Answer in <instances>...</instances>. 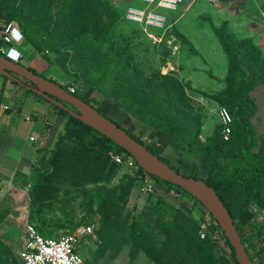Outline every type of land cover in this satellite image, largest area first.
<instances>
[{"label": "rangeland", "instance_id": "1", "mask_svg": "<svg viewBox=\"0 0 264 264\" xmlns=\"http://www.w3.org/2000/svg\"><path fill=\"white\" fill-rule=\"evenodd\" d=\"M263 3L179 0L173 10H159L135 0H4L0 27L12 24L20 31L22 40L15 46L20 50V65L72 89L141 142L152 139L141 140L142 131L131 128L126 120L134 119L166 136L163 148L153 143L146 146L179 173L189 176L197 169L196 177L204 180L212 162L219 167L216 175L221 179L233 169H242L245 161L254 162L251 156L264 139V7L259 6ZM128 7L157 12L164 18L163 27L156 30L126 20ZM25 15L29 19L21 23L11 19ZM219 28L229 54L223 53L216 39ZM102 34L113 54H120L117 66L105 64L104 56H91L87 42ZM234 53L240 56L236 63ZM121 66H125L128 85L115 84ZM148 75L154 79L148 80ZM129 91L133 94L127 99ZM231 96H245L253 104L249 123L254 145L240 159L234 122L229 141L214 144L222 127L219 110L224 108L232 118ZM206 143L213 151L211 159L200 149ZM51 144L27 175L0 183V264H16L14 256L22 246L26 222L46 237L85 226L97 230L95 240L85 239L80 249L87 264H152L141 251L143 240L128 237L132 222L157 242L162 239L158 221L181 224L201 241L198 231L206 210L187 194L157 181L150 195L141 194L130 172L109 161V144L101 139L86 137L77 142L64 134ZM251 194L249 206L238 214L242 213L238 224L244 226V240L264 225V184ZM235 200L241 206L240 191ZM110 206L115 223L108 228L105 219L100 227ZM207 232L204 239L212 248L211 262L233 264L212 218ZM250 243L255 249L260 246L255 237ZM262 259L264 263V255Z\"/></svg>", "mask_w": 264, "mask_h": 264}, {"label": "trees", "instance_id": "2", "mask_svg": "<svg viewBox=\"0 0 264 264\" xmlns=\"http://www.w3.org/2000/svg\"><path fill=\"white\" fill-rule=\"evenodd\" d=\"M3 1L4 0H0V3ZM11 19L16 20L18 23H21V21L27 20L29 19V17L25 15L22 18L18 19L15 16H13L11 17ZM215 36L221 45V49L223 53L229 54V50L227 49L224 39L221 35V28L218 29ZM0 45L5 47V45L2 44L1 42H0ZM87 45H90L92 48L91 56L94 58H98V59L101 56L106 57V60H104V63L107 65L112 64V65L117 66L120 63V61H122V60H118L120 58L119 53L113 54L111 43L109 42V40L105 38L103 34L100 35L98 38L96 37L91 38L89 42H87ZM234 58H235V63H236V61L240 59V56L234 53ZM120 68H121V71L118 69V73H121V75H119V78L115 80V84H117L118 86L123 85V84L128 85L127 82L129 79H127L124 74L125 66H121ZM3 79L6 80V78L4 77ZM147 79L152 81L154 79V75H148ZM11 83L17 86L14 82H11ZM96 83L97 82H95L94 85H97ZM61 88L67 91L66 88H63V87ZM23 91L25 93H29L35 96L37 100L39 101L48 103L54 110H56L57 115L64 120L65 135L68 138L79 142L81 139L85 137H95L109 144L110 151L108 153L127 155L121 148L115 146L108 139L104 138L102 135L97 133L95 130H93L91 127L84 124L77 118L69 115L65 110L60 109L59 107L50 104L49 102L42 99L40 96H37L31 93L30 91H26V90H23ZM132 94H133L132 91H129L125 97L128 99L129 97H131ZM72 95L76 96L74 93H72ZM84 102L89 104L86 101ZM176 103L177 105H179L178 102ZM230 106L232 108V118L229 115L230 116V124H229L230 132H229L228 138L226 140H223L221 138L222 127L219 126V130L217 132V137H216L217 141H215L214 144L220 145V144H223L229 141L231 137V133H232V122H234L236 131L240 137V141L237 145V157L240 159L245 154L246 156L249 155L247 151L249 147L254 145L253 131L249 123V118L252 113L253 104L251 100H249L245 96H240V97L231 96ZM176 114H178V112H176ZM125 132L133 140L143 145L148 151L154 154L161 162L166 164L169 168L174 170L176 173L182 175L183 177H188L192 179H200L196 177L197 169H192V175H189V176L179 173L176 168L170 166L166 160L156 155L153 150H151L149 147L144 145L138 137L128 133L127 131ZM246 137H249L248 141H246ZM200 149H202L205 152L206 158H210V159L212 158L213 151L211 149L210 144L206 143L204 145H201ZM108 153H107V157H108ZM251 157L255 158L254 162L249 163L245 161L242 169H239V170L233 169L229 172V175L227 177H224L221 179L216 175V173L219 171V167H217L216 164L211 162L210 164L211 166L209 167L207 171V177L203 181L205 182L207 186H209L215 192V194L217 195V197L219 198V200L221 201V203L227 210V213L230 216L233 225L235 226V229L238 233V236L241 240V243L244 246V249L250 261L253 264H255V260L258 261L259 264H264L263 259H262L264 255V242L261 241V238H264V225L257 228L253 233H250V236H248L247 240H244L242 238V234L245 232L244 228L240 227L236 222V216L244 208L248 207L250 204V200L252 197L251 196L252 189L254 190L259 185L264 184V139H262L260 145L258 146L257 153ZM141 172L142 170L140 169L137 170V174H140ZM151 178L154 181L159 182L160 184H163L165 186L173 188L176 191H181L187 194L195 204H198L201 206V204L196 198L191 196L189 193L183 191L182 189L176 186H173L171 184L162 182L152 176ZM239 191L242 193L241 206H238V204H234L236 202L235 198L237 197V193ZM105 219L106 220L108 219V228L109 227L111 228L114 225L115 220H116V218L113 216L112 206H110L107 214L100 221V227L104 225L103 221ZM156 227L159 229L162 235V239L159 242H157L155 238H149L143 235L142 229L135 222H132L128 226L129 239L131 241H136V239H139L140 242H142L141 240H143L144 245L142 246L144 248L141 251L145 254L147 259L152 264H213L211 262L212 248L210 246L208 239H204L198 242L194 239V233L190 231L189 232L186 231V229L181 227V224H177L174 222L170 223V222L158 221ZM93 234L94 236L95 235L98 236L97 230H93ZM253 237H255L256 241H258V243L260 244V246L256 249L254 248V245L250 243V239H252ZM224 241L229 248L233 264H237L234 260L233 252L230 249L227 241L225 239ZM14 259H15V256H14ZM84 264H87L86 259L84 260Z\"/></svg>", "mask_w": 264, "mask_h": 264}, {"label": "water", "instance_id": "3", "mask_svg": "<svg viewBox=\"0 0 264 264\" xmlns=\"http://www.w3.org/2000/svg\"><path fill=\"white\" fill-rule=\"evenodd\" d=\"M0 76L14 82L21 89L30 91L50 104L65 110L69 115L91 127L115 146L121 148L145 173L162 182L176 186L196 198L220 229L233 252L235 262L237 264H253L241 243L227 210L215 192L203 180L183 177L176 173L90 104L69 94L59 85L35 74L19 63H14L0 56ZM261 241L264 242V238H261Z\"/></svg>", "mask_w": 264, "mask_h": 264}, {"label": "built area", "instance_id": "4", "mask_svg": "<svg viewBox=\"0 0 264 264\" xmlns=\"http://www.w3.org/2000/svg\"><path fill=\"white\" fill-rule=\"evenodd\" d=\"M147 6L153 5L159 10H173L179 0H135ZM214 2L215 0H211ZM125 19L136 24L144 23L152 29H161L163 27L164 18L153 10L145 11L140 7H128L125 10ZM22 40V35L15 25L0 27V45L1 56L8 60L18 63L20 55L15 52V46ZM67 92L72 94V89ZM9 109L7 104L0 103V114ZM219 121L222 125L221 138H228L230 129V116L221 108L219 110ZM29 141H33L30 137ZM108 158L116 166H120L130 172L131 177L137 180L139 192L143 195H150L155 188V181L144 171L137 174L140 169L134 160L127 155L108 153ZM141 170V169H140ZM211 216L207 211L199 225L198 235L202 240L208 237L209 221ZM208 227V228H207ZM85 239L95 240L93 229L91 226L81 227L69 233L46 237L41 235L32 224H23V239L21 248L15 253L16 264H84V256L80 253V249L85 246Z\"/></svg>", "mask_w": 264, "mask_h": 264}, {"label": "crops", "instance_id": "5", "mask_svg": "<svg viewBox=\"0 0 264 264\" xmlns=\"http://www.w3.org/2000/svg\"><path fill=\"white\" fill-rule=\"evenodd\" d=\"M259 6L264 7V3ZM15 52L20 55V50L15 48ZM20 89L0 76V103L9 107L0 114V183L27 175L44 148L50 147L57 137L65 134L64 120L57 115L56 110L33 95L32 98L23 97ZM126 121L131 128L140 133L142 131L141 140L152 139L149 143L142 141L144 145L153 143L163 148L167 144L168 138L163 134L146 128L142 123L140 125L134 119ZM30 137L33 141H29ZM2 191L0 189V195ZM241 215L236 217L237 224L242 223Z\"/></svg>", "mask_w": 264, "mask_h": 264}, {"label": "flooded vegetation", "instance_id": "6", "mask_svg": "<svg viewBox=\"0 0 264 264\" xmlns=\"http://www.w3.org/2000/svg\"><path fill=\"white\" fill-rule=\"evenodd\" d=\"M24 82V81H23ZM25 83V82H24Z\"/></svg>", "mask_w": 264, "mask_h": 264}]
</instances>
